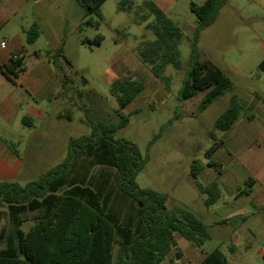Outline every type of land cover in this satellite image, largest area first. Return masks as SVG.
Listing matches in <instances>:
<instances>
[{
    "label": "trees",
    "instance_id": "16d2710c",
    "mask_svg": "<svg viewBox=\"0 0 264 264\" xmlns=\"http://www.w3.org/2000/svg\"><path fill=\"white\" fill-rule=\"evenodd\" d=\"M76 1L83 8L84 17L90 16L87 23L98 27L100 22L94 21L93 16L101 17L100 7L105 0ZM225 1L190 2L197 26L190 40V69L179 98L187 100L198 91H206L200 104L202 111L234 88L220 68L208 60H199L200 33L216 21ZM119 9L133 13L138 23L154 18L146 24L154 39L143 41L137 54L155 77H164L168 66L176 70L182 68L179 50L182 30L154 1H145L135 8L133 0H121ZM26 35L27 43H34L39 37L38 24L26 30ZM102 40L103 36L97 34L92 40L82 39L81 42L101 44ZM51 61L64 86L67 76L63 71L71 63L65 58L63 47L51 55ZM23 70V59H11L4 66L7 77H17ZM144 89L142 82L127 78L116 80L111 91L122 110ZM243 110L238 97L232 96L227 109L216 119L214 130L231 129ZM118 115L119 122L112 124L91 118V134L71 138L65 158L39 179L25 185L0 181V208L8 207L13 223L6 246L0 247V264H160L176 248L175 234L199 249L211 239L208 226L193 211L183 205L168 209L166 193L138 186L136 177L145 168L149 156L144 158L133 142L114 137L129 123L127 115L121 111ZM28 120L24 118L23 123ZM210 137L213 143L205 156L208 165L216 167L211 157L223 145V140H217L213 131ZM201 170L202 165L194 161L191 173L206 196L204 204L209 207L220 199L221 190L216 180L206 185L200 183ZM251 182L253 179L248 178L243 193L250 192ZM27 212L37 214L34 224L25 232L24 220L20 217ZM229 251L234 253L235 246L231 245ZM179 254L178 251L176 257ZM200 264L228 262L220 249H214Z\"/></svg>",
    "mask_w": 264,
    "mask_h": 264
},
{
    "label": "rangeland",
    "instance_id": "374dc122",
    "mask_svg": "<svg viewBox=\"0 0 264 264\" xmlns=\"http://www.w3.org/2000/svg\"><path fill=\"white\" fill-rule=\"evenodd\" d=\"M120 1L103 2L99 27L85 24L81 32L68 33L64 56L71 65H66L64 71L66 80H72V122L59 126L61 129L43 142L44 149L38 150V164L34 168H26L21 180L10 182L25 185L39 179L65 158L69 138L91 134V118L102 124L118 123V112L121 111L128 116L129 123L114 137L133 142L144 158L149 156L145 168L136 177L138 186L166 193L169 197L168 209L183 205L197 214L211 233L205 248L209 251L220 249L226 255L228 264H234L235 260L237 264H264L260 245L251 241V248L246 249L243 234L235 230L234 225L223 223L229 208L222 203L209 207L204 204L206 196L199 190L191 173L194 161L205 167V153L213 143L210 133L213 131L217 140L224 137V132L214 130V124L229 106L231 97L236 95L250 102L258 94L264 96V67L261 66L264 61V0H226L216 21L201 31L199 60H208L220 68L234 85L233 90L226 92L203 111L200 104L206 91H198L187 100L179 98V91L190 69V40L197 26L190 2L202 4L205 0H150L162 8L183 33L179 43L182 68L176 70L168 66L162 78L155 77L149 66L142 63L136 54L137 47L144 40L154 38L153 33L146 28L145 23L136 22L133 13L121 11ZM145 1L148 0H133L135 8ZM54 16L52 12L47 13V18L57 21L55 24L58 27L64 16L68 32L77 17L71 8H64ZM97 19L94 15L93 20ZM153 19L150 17L146 23ZM97 34L103 36L101 44L81 43L82 39L92 40ZM41 46L45 50L52 47L47 46L46 41ZM115 77L117 80H138L145 85L144 91L122 110L111 91ZM243 113L249 114L247 109ZM156 136L158 138L154 140ZM37 143L31 141L33 146ZM20 151L26 159L24 145ZM236 164L233 163L231 169ZM210 170L218 172V168ZM198 181L206 185L214 181V176L204 171ZM223 197L225 201L229 199L226 194ZM36 214L27 212L21 215L25 232L34 224ZM12 231L13 223L5 205L0 208V247L6 246ZM234 237L240 242L236 243V252L230 254L227 249L234 243ZM170 263L166 258L160 264Z\"/></svg>",
    "mask_w": 264,
    "mask_h": 264
},
{
    "label": "crops",
    "instance_id": "0c3cea01",
    "mask_svg": "<svg viewBox=\"0 0 264 264\" xmlns=\"http://www.w3.org/2000/svg\"><path fill=\"white\" fill-rule=\"evenodd\" d=\"M64 8L73 9L77 16L69 32L64 16L59 27L55 24L57 21L47 18V13L52 12L56 17ZM100 12L99 26L101 7ZM89 19L90 16L84 17L83 8L76 0H0V181L21 180L26 168L38 164L36 158L38 150L44 149L43 142L60 130L59 126L72 122V80L67 79L62 85L51 55L61 47L64 49L68 33L81 32ZM34 23L39 26V37L29 44L26 30ZM4 40L6 48L1 47ZM43 41L52 47L43 49ZM21 52L24 53V70L17 77H7L4 66L9 64L13 54ZM116 80L115 77L113 83ZM238 100L249 114L243 110L232 128L224 132V137L219 139L223 140V145L211 157L216 167L209 166L207 159L200 175L210 172L218 182L221 197L215 204L222 203L229 208L223 223L234 225V229L243 234L246 249L251 248V241L258 243L264 259V96L258 94L250 102ZM24 118L29 119L26 124ZM31 141L39 142L38 146H33ZM23 145L26 159L20 151ZM233 163L237 164L231 169ZM212 168H218V172L213 173ZM248 178L253 179L250 192L243 193ZM225 194L229 196L227 201L223 199ZM175 241L176 248L167 258L170 264H200L206 254L213 251L207 250L205 245L199 249L179 234H175ZM233 242L231 245L236 252V243L240 241L234 237ZM178 251L180 254L176 257ZM233 263L237 264V260Z\"/></svg>",
    "mask_w": 264,
    "mask_h": 264
},
{
    "label": "built area",
    "instance_id": "2783aa9c",
    "mask_svg": "<svg viewBox=\"0 0 264 264\" xmlns=\"http://www.w3.org/2000/svg\"><path fill=\"white\" fill-rule=\"evenodd\" d=\"M6 46H7V41L6 40H4L2 43H1V47L2 48H6ZM24 58V53H15V54H13L12 55V60H14V61H17V60H20V59H23Z\"/></svg>",
    "mask_w": 264,
    "mask_h": 264
}]
</instances>
